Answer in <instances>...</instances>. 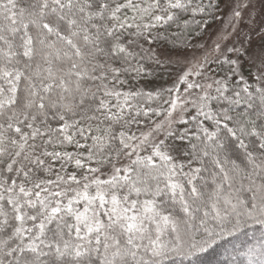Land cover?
I'll return each mask as SVG.
<instances>
[{
    "label": "snow or ice",
    "instance_id": "1",
    "mask_svg": "<svg viewBox=\"0 0 264 264\" xmlns=\"http://www.w3.org/2000/svg\"><path fill=\"white\" fill-rule=\"evenodd\" d=\"M222 244L264 264V0H0V264Z\"/></svg>",
    "mask_w": 264,
    "mask_h": 264
},
{
    "label": "trees",
    "instance_id": "2",
    "mask_svg": "<svg viewBox=\"0 0 264 264\" xmlns=\"http://www.w3.org/2000/svg\"><path fill=\"white\" fill-rule=\"evenodd\" d=\"M216 23H212L210 25L209 30L215 25ZM209 32V31H208ZM208 34V33H207ZM206 34V35H207ZM205 35V36H206ZM204 36V37H205ZM157 86L160 85H167L170 84V80L168 76H164V78L162 80H158L156 82ZM252 233H249V236H251ZM256 235H259V233L257 232ZM245 239L244 237H241V240ZM233 243H237L239 244V241H233ZM225 248H228L229 250L231 249V245H223L219 248L216 249L215 252H213L212 250H209V253L204 254V256L202 257V260L200 261V264H220V262L226 257L227 253L225 252Z\"/></svg>",
    "mask_w": 264,
    "mask_h": 264
},
{
    "label": "rangeland",
    "instance_id": "3",
    "mask_svg": "<svg viewBox=\"0 0 264 264\" xmlns=\"http://www.w3.org/2000/svg\"><path fill=\"white\" fill-rule=\"evenodd\" d=\"M219 27V25L216 23L208 32V34L203 38L205 42H211L212 39L215 38V36L213 35L217 28ZM189 59H192V57L190 56ZM254 71V70H253Z\"/></svg>",
    "mask_w": 264,
    "mask_h": 264
}]
</instances>
